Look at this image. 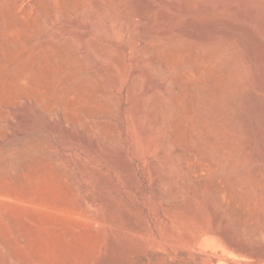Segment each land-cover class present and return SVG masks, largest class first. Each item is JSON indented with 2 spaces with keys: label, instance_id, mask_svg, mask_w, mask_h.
<instances>
[{
  "label": "rangeland",
  "instance_id": "rangeland-1",
  "mask_svg": "<svg viewBox=\"0 0 264 264\" xmlns=\"http://www.w3.org/2000/svg\"><path fill=\"white\" fill-rule=\"evenodd\" d=\"M0 264H264V0H0Z\"/></svg>",
  "mask_w": 264,
  "mask_h": 264
},
{
  "label": "bare ground",
  "instance_id": "bare-ground-1",
  "mask_svg": "<svg viewBox=\"0 0 264 264\" xmlns=\"http://www.w3.org/2000/svg\"><path fill=\"white\" fill-rule=\"evenodd\" d=\"M68 1V0H67ZM158 1H167V0H158ZM95 2V1H94ZM71 3V2H70ZM93 3V2H92ZM68 4V3H67ZM70 5V4H69ZM94 5H96V4H94ZM116 6V5H115ZM175 6V10H177V5H174ZM99 10V9H98ZM101 11V10H100ZM178 11V10H177ZM165 18V17H164ZM160 39V38H159ZM199 40V39H198ZM197 40V41H198ZM177 41V40H176ZM174 42V41H173ZM173 42H172V44H173ZM134 43V42H133ZM142 43V42H141ZM177 43V42H176ZM189 43V42H188ZM194 43V42H193ZM168 44V43H167ZM195 46L193 47V51H191L192 52V58H191V61H190V63H188V65H186V66H184L185 68H187V69H191V70H193V71H201L202 69L200 68V65H201V67H202V64L204 63L203 61H212V62H223V63H226V61L228 60L229 61V59L231 60L232 59V53H230L231 52V50L230 49H228L227 48V45H225V44H223V45H220L219 46V48L217 49V50H215V52L213 53V55L209 58V56H208V59L207 60H205V58H204V60H202L201 58H198V56H200V55H198V51L200 50L199 49V47L202 45V46H208V47H216L218 44L212 39H201V40H199L197 43L195 42ZM185 46V45H184ZM149 47V46H148ZM218 47V46H217ZM140 48V47H139ZM201 49H202V47H201ZM189 50V49H188ZM192 50V49H191ZM198 55V56H197ZM202 55H203V53H202ZM206 56V57H207ZM184 58H186V57H184ZM189 58V57H188ZM40 60V59H39ZM38 61V60H37ZM187 62H188V60H187ZM203 62V63H202ZM202 63V64H201ZM35 64V63H34ZM216 64V63H215ZM228 64V63H227ZM163 67V66H162ZM208 67V66H207ZM216 67V66H215ZM211 69V68H210ZM217 69V68H216ZM226 69V68H225ZM176 70V69H175ZM215 70V69H214ZM218 70V69H217ZM180 71V70H179ZM205 71V70H204ZM216 72V71H215ZM218 72H220V71H218ZM217 72V73H218ZM174 73H176L175 71H174ZM186 73V72H185ZM200 72H198V74H199ZM178 74V73H177ZM187 74V73H186ZM205 75V74H204ZM205 78V77H204ZM206 78H207V76H206ZM199 79V78H198ZM206 80V79H205ZM195 82V81H194ZM207 82V81H206ZM177 83V82H176ZM217 83V82H216ZM228 83V82H227ZM182 84H183V82H182ZM191 84H193V83H191ZM196 84V83H195ZM178 85V84H177ZM180 85V84H179ZM194 85V84H193ZM199 85H201L200 83H199ZM211 85V84H210ZM188 86V85H187ZM196 86V85H195ZM195 86H193L192 88H191V91H194V89H195V91L199 88L198 86V88L196 89L195 88ZM183 88V87H182ZM229 88V87H228ZM178 89H179V86H178ZM177 89V90H178ZM190 89V88H189ZM200 89V88H199ZM227 90L228 89H226V88H223L222 90H221V94L222 95H224L225 93H227ZM188 91H190V90H188ZM194 91V92H195ZM198 91V90H197ZM195 92L196 94L195 95H198V96H200V97H203L204 96V94L202 93V91L200 92ZM177 92V91H176ZM193 94V93H192ZM188 95H190V94H188ZM194 97V96H193ZM190 99V98H189ZM190 101V100H189ZM189 137V136H188ZM187 137V138H188ZM193 137V136H192ZM187 138H185L186 140H187ZM195 139V138H194ZM197 144V143H196ZM201 146V145H200ZM188 148H189V146H188ZM187 148V149H188ZM195 148V147H194ZM203 149H204V147H203ZM203 151V150H202ZM201 151V152H202ZM176 152V151H175ZM177 152H178V150H177ZM176 152V153H177ZM191 153V152H190ZM209 153V152H208ZM181 154V153H180ZM179 154V155H180ZM199 154V153H198ZM207 154V153H206ZM185 155V154H184ZM191 155H193V154H191ZM190 155V156H191ZM212 155V154H211ZM210 155V156H211ZM182 156V155H181ZM186 156H188V155H186ZM185 157V156H184ZM202 157V156H201ZM200 157V158H201ZM207 157H209V156H207ZM215 157V156H214ZM181 160V159H180ZM210 160V159H209ZM178 165V164H177ZM182 166V165H181ZM190 166V165H189ZM201 166V165H200ZM211 166H214V164L213 165H211ZM197 167V166H196ZM195 167V168H196ZM199 168V167H198ZM178 169V168H177ZM186 169H188V167L186 168ZM203 169V168H202ZM191 169H189V171H190ZM196 170V169H195ZM205 170V169H204ZM209 170V169H208ZM179 171H180V169H179ZM192 171V170H191ZM177 172V171H176ZM175 172V173H176ZM187 172V171H186ZM231 172V171H230ZM177 174H178V172H177ZM176 175V174H175ZM191 175V174H190ZM188 177H189V175H188ZM196 178V177H195ZM203 178V177H202ZM194 180V179H193ZM171 182V181H170ZM196 182V181H195ZM202 182V181H201ZM167 183H168V181H167ZM200 184V183H199ZM203 184H204V182H203ZM196 185V184H195ZM219 185V184H218ZM198 186V185H197ZM250 186V185H249ZM249 186L247 187V188H249ZM233 189V188H232ZM235 191V190H234ZM215 193V192H214ZM218 194V193H217ZM216 194V195H217ZM215 195V196H216ZM219 196V195H218ZM217 196V197H218ZM227 242V241H226ZM229 245V244H228ZM232 246V245H231ZM240 247V246H239ZM242 249V248H241ZM246 251V250H245ZM215 259V258H214Z\"/></svg>",
  "mask_w": 264,
  "mask_h": 264
}]
</instances>
